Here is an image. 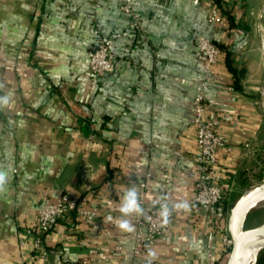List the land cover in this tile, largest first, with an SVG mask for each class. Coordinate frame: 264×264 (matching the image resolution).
Here are the masks:
<instances>
[{
  "label": "crops",
  "instance_id": "1",
  "mask_svg": "<svg viewBox=\"0 0 264 264\" xmlns=\"http://www.w3.org/2000/svg\"><path fill=\"white\" fill-rule=\"evenodd\" d=\"M143 31L117 0H0V264H226L215 207L193 205L199 176L193 100L206 59L195 36L220 50L208 82L209 119L227 210L264 180V0H134ZM211 6L226 18L209 22ZM117 39L113 70H89L94 32ZM95 145V147H93ZM148 182L146 211L169 180L171 225L135 255L121 218L124 193ZM87 199L93 221L64 216L43 259L27 231L45 200ZM112 202V207L107 206ZM187 203L188 209L175 205ZM222 222V221H221ZM21 237L24 245L21 243ZM156 253L155 258L149 252Z\"/></svg>",
  "mask_w": 264,
  "mask_h": 264
},
{
  "label": "built area",
  "instance_id": "2",
  "mask_svg": "<svg viewBox=\"0 0 264 264\" xmlns=\"http://www.w3.org/2000/svg\"><path fill=\"white\" fill-rule=\"evenodd\" d=\"M121 11L129 18V29L143 31V16L138 10L134 0H117ZM209 22L224 26L226 18L217 7L211 6ZM129 31L107 36L99 30L94 32V46L89 52V70L95 77H105L113 70L115 61V43L117 39L127 37ZM196 45L199 52L205 57L206 63L201 67V72L205 78L200 81L196 87L193 100L194 106V127L197 138V162L199 176L195 184L196 192L193 199V205L200 207L218 208L222 215V222L218 223V231L222 235L223 253L229 257L233 239L229 232L230 212L227 205L230 200L229 191L223 182V175L219 166V154L227 147L226 140L217 132L219 121L209 119L207 114L209 108L207 105V94L211 88L208 80L215 77L216 65L219 61L220 50L209 38L196 35ZM95 147V145L93 146ZM151 175L140 185L139 202L143 208V213L137 215V230L133 234L132 251L135 255L149 251L155 245L156 241L164 235L171 225L173 219V210L167 191L169 180H166L160 189V197L150 211H146V202L148 199V182ZM167 204L170 209L169 222L163 223L161 217V207ZM76 214L78 218H86L93 221L97 215L96 211L89 208L87 199L80 200L71 194L65 193L56 201L45 200L39 210L38 223L36 228L29 229L27 234L33 238V245L38 250L43 259L49 255L45 247L46 236L53 231L57 223L68 214ZM21 243L24 240L21 237Z\"/></svg>",
  "mask_w": 264,
  "mask_h": 264
},
{
  "label": "water",
  "instance_id": "3",
  "mask_svg": "<svg viewBox=\"0 0 264 264\" xmlns=\"http://www.w3.org/2000/svg\"><path fill=\"white\" fill-rule=\"evenodd\" d=\"M263 202L264 184L241 196L231 209L228 227L233 247L226 264H257L264 250V223L246 228V222L250 213Z\"/></svg>",
  "mask_w": 264,
  "mask_h": 264
},
{
  "label": "clouds",
  "instance_id": "4",
  "mask_svg": "<svg viewBox=\"0 0 264 264\" xmlns=\"http://www.w3.org/2000/svg\"><path fill=\"white\" fill-rule=\"evenodd\" d=\"M0 99H2L3 103H7V100H8L7 97L0 98ZM7 179H8L7 173L4 171H0V190L3 189L4 185L7 182ZM106 203L109 208L112 207L111 201H107ZM175 207L177 209L179 208H183L185 210L188 209L187 203L177 204L175 205ZM119 211L122 214L121 218L113 220L112 216H108L107 220L109 222L115 223L116 227H118L120 230L124 232H129V233L134 232L135 231L134 225L131 223L129 219H127V217L140 215L144 211L139 202L138 189L135 186L129 188L124 193L122 202L119 207ZM169 216H170V209L168 205L167 204L162 205L161 217L163 219L164 224H167L169 222ZM149 256L155 258L156 253L153 251H150Z\"/></svg>",
  "mask_w": 264,
  "mask_h": 264
},
{
  "label": "rangeland",
  "instance_id": "5",
  "mask_svg": "<svg viewBox=\"0 0 264 264\" xmlns=\"http://www.w3.org/2000/svg\"><path fill=\"white\" fill-rule=\"evenodd\" d=\"M264 184V180L262 182L256 183L253 189L249 191H253L259 188ZM238 198L236 199V202ZM264 223V202L258 205L249 215L248 220L246 222V228L257 227ZM257 264H264V250L260 253Z\"/></svg>",
  "mask_w": 264,
  "mask_h": 264
},
{
  "label": "trees",
  "instance_id": "6",
  "mask_svg": "<svg viewBox=\"0 0 264 264\" xmlns=\"http://www.w3.org/2000/svg\"><path fill=\"white\" fill-rule=\"evenodd\" d=\"M216 2H219V0H215Z\"/></svg>",
  "mask_w": 264,
  "mask_h": 264
}]
</instances>
